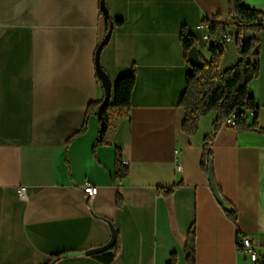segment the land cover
<instances>
[{"label":"crops","instance_id":"1","mask_svg":"<svg viewBox=\"0 0 264 264\" xmlns=\"http://www.w3.org/2000/svg\"><path fill=\"white\" fill-rule=\"evenodd\" d=\"M239 1L264 23V0ZM229 2L105 0L103 10L101 0H0V264H169L172 256L190 264L191 231L194 264H254L238 246L245 236L264 264V135L219 125L216 111L188 135L179 106L191 66L209 59L213 41L205 40L204 22L217 19L234 37L222 72L241 58ZM183 31L197 40L187 57ZM254 36L260 75L249 87L264 129V30ZM100 45L111 104L118 80L136 70L132 107L112 111L109 145L95 147L101 125L93 114L87 132L67 147L88 106L106 100L96 68ZM118 151L130 164L122 182L115 177ZM207 151L236 221L202 169ZM85 184L99 190L92 200ZM108 222L119 238L116 256L110 250L57 259L106 245Z\"/></svg>","mask_w":264,"mask_h":264},{"label":"trees","instance_id":"2","mask_svg":"<svg viewBox=\"0 0 264 264\" xmlns=\"http://www.w3.org/2000/svg\"><path fill=\"white\" fill-rule=\"evenodd\" d=\"M230 16L236 27V42L240 51L239 62L231 69L222 72L221 61L225 55L226 45L224 35L228 26L214 19L211 22L213 43L209 48V59L202 65H192L191 71L186 77V89L181 97L179 106L185 111L183 131L188 135H194L199 130L200 121L213 111L219 115L218 124H223L230 116L235 115L236 124L232 127L238 133H258L264 135V129L259 125L258 105L250 92V84L260 75V47L261 41L254 35L264 30L260 24L262 14L254 9L244 6L239 0H230ZM186 57L188 52L197 45L196 38L183 31L181 35ZM255 49H258L254 55ZM101 78V76L99 75ZM102 79V78H101ZM137 84L136 70L123 76L118 80L114 88V102L105 106L103 115L99 117V123L103 130L95 147L109 145L106 134L110 125L112 111H128L132 107V96ZM103 102L91 103L87 108L85 121L81 130L68 142L72 141L87 132L88 119L90 115H97ZM249 113L253 115V122L250 123ZM218 130L216 126L215 133ZM202 169L208 175L209 168L213 166V156L210 151L204 153L201 163ZM129 176V170L123 164L121 152L118 151L115 164V177L124 181ZM172 191V190H170ZM225 211L236 221L235 210L225 203ZM114 256L120 252L119 238L111 249ZM61 257V256H59ZM187 258L190 264L195 261V233L191 231L187 245ZM54 260L50 264H52ZM169 264H176V258L172 256Z\"/></svg>","mask_w":264,"mask_h":264},{"label":"water","instance_id":"3","mask_svg":"<svg viewBox=\"0 0 264 264\" xmlns=\"http://www.w3.org/2000/svg\"><path fill=\"white\" fill-rule=\"evenodd\" d=\"M101 8L103 10L106 9L105 8V0H101ZM106 15H107V12H106ZM107 40H108V38L106 39L105 43L107 42ZM102 50H103V45H100L98 50H97V53H96V68H97L98 74L104 80V84H105L104 88H105V91H106V100L102 103V105L100 106V108H99V110L97 112L98 117H101L103 115V111L105 109V106L108 104V102L110 100V96H111V92H112L111 82H110L107 74L103 70V68L101 66V62H100V55H101ZM257 51H258V49H255L254 55L257 53ZM102 130H103V127H101V131ZM208 177H209L212 189H213V191L215 193V196H216L218 202L220 204L224 205L225 202H224V199L221 196V194L219 192V189H218V187L216 185L212 166L209 168ZM108 223H109V226H110L111 231H112V238L106 245H104V246H102L100 248H95V249H92V250H88L86 252H73V253L64 254L63 256L58 257L57 259H60L62 257H72V256H81V255L93 256V255H98V254H101V253L109 252L114 247V245L116 244L117 238H118V234H117V231H116L113 223H111V222H108Z\"/></svg>","mask_w":264,"mask_h":264},{"label":"built area","instance_id":"4","mask_svg":"<svg viewBox=\"0 0 264 264\" xmlns=\"http://www.w3.org/2000/svg\"><path fill=\"white\" fill-rule=\"evenodd\" d=\"M212 21H213V19L208 20V21L204 22L202 25V27L206 29L205 40L207 43H211L213 41L212 40V32H211V28H210ZM260 24L264 25L263 20L260 21ZM233 41H234V37L232 35H230V34L224 35V44L225 45H227ZM226 122L233 127L236 124L235 115L233 114L232 116H230L226 120ZM212 143H213V138L211 137L207 140L206 146L208 148H210ZM123 164L127 168L130 165L127 160H123ZM98 191H99L98 188L91 185V184H85L83 186V192L87 196L88 200H92L93 198H95L98 195ZM19 194L21 195V197H25V188H20ZM238 246H239V249L243 250L244 252H246L251 257V260L253 261L254 264H261V259H260L259 253L257 252L255 247L253 246L252 240L249 236H245L244 238H242L239 241Z\"/></svg>","mask_w":264,"mask_h":264}]
</instances>
